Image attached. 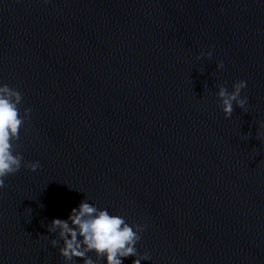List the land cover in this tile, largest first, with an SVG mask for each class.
<instances>
[{
	"label": "water",
	"instance_id": "95a60500",
	"mask_svg": "<svg viewBox=\"0 0 264 264\" xmlns=\"http://www.w3.org/2000/svg\"><path fill=\"white\" fill-rule=\"evenodd\" d=\"M0 83L40 163L0 190V264H64L46 225L84 198L146 225L141 264H264V0H0Z\"/></svg>",
	"mask_w": 264,
	"mask_h": 264
},
{
	"label": "clouds",
	"instance_id": "9594fccd",
	"mask_svg": "<svg viewBox=\"0 0 264 264\" xmlns=\"http://www.w3.org/2000/svg\"><path fill=\"white\" fill-rule=\"evenodd\" d=\"M201 56L211 57V49L196 58ZM216 67L223 68V61H217ZM246 86L244 80L233 82L231 91L224 84L217 86L215 95L226 118L231 116L234 104L245 108L247 98L241 96V91ZM21 102L22 95L18 90L0 83V190L6 186V178L22 166L33 172L40 167L39 161H24L17 150L19 132L31 114L30 108H24L21 114ZM258 129H264V122L259 123ZM256 134L259 136L261 132ZM46 227L49 233L58 237L51 239L50 244L58 249L64 264H77L78 260L81 264H123L129 256L134 257L132 264L149 260L148 254L140 253L136 247L145 224L130 223L123 215L98 208L86 198L70 210L66 219L53 218ZM89 253H94L95 259Z\"/></svg>",
	"mask_w": 264,
	"mask_h": 264
}]
</instances>
